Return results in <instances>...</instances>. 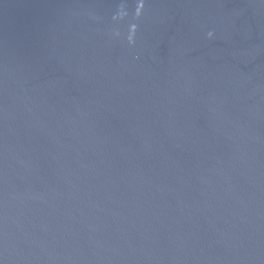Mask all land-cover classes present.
Here are the masks:
<instances>
[{
  "label": "water",
  "instance_id": "95a60500",
  "mask_svg": "<svg viewBox=\"0 0 264 264\" xmlns=\"http://www.w3.org/2000/svg\"><path fill=\"white\" fill-rule=\"evenodd\" d=\"M0 264H264V0H0Z\"/></svg>",
  "mask_w": 264,
  "mask_h": 264
},
{
  "label": "clouds",
  "instance_id": "9594fccd",
  "mask_svg": "<svg viewBox=\"0 0 264 264\" xmlns=\"http://www.w3.org/2000/svg\"><path fill=\"white\" fill-rule=\"evenodd\" d=\"M140 8H143V3L139 4L138 9H140ZM137 15H139V12H137ZM126 16H127V13L124 11V8L121 7L119 16L118 17H114V19H124ZM135 32H136V27H135V25H133L131 27L132 35L129 37V42L130 43L133 42V36H134Z\"/></svg>",
  "mask_w": 264,
  "mask_h": 264
}]
</instances>
